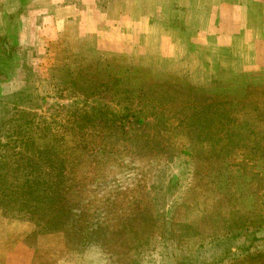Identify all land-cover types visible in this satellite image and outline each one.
<instances>
[{
  "label": "rangeland",
  "instance_id": "1",
  "mask_svg": "<svg viewBox=\"0 0 264 264\" xmlns=\"http://www.w3.org/2000/svg\"><path fill=\"white\" fill-rule=\"evenodd\" d=\"M141 88L162 127L71 129ZM212 100L232 139L211 129ZM257 102L264 0H0V264H170L243 229L256 233L225 264H264Z\"/></svg>",
  "mask_w": 264,
  "mask_h": 264
},
{
  "label": "trees",
  "instance_id": "2",
  "mask_svg": "<svg viewBox=\"0 0 264 264\" xmlns=\"http://www.w3.org/2000/svg\"><path fill=\"white\" fill-rule=\"evenodd\" d=\"M116 81L109 80L107 83L100 82L98 83V87L101 88L103 91H111L113 90V85L115 86ZM82 86V84H81ZM80 86L79 89L80 94H87V86L82 89ZM118 87V85H116ZM160 89H163V86H157ZM161 87V88H160ZM142 89V90H141ZM140 90L135 92L134 96V103L132 104L133 100H129V97H127V104L122 108L121 113H112L104 109H93L89 113H83V114H73L72 120H71V129L74 131H82V130H91L94 132L103 131L102 135H104V131L107 134L108 137L111 139L113 138L110 134L115 135H124L126 136V132H122L123 130V123L129 119L132 120V124L137 125L141 128H144L146 126H163L162 122V116H161V106L162 103L159 102L157 106H154L151 102L152 95L147 98V96L150 93V89L146 90L144 93V89L141 88ZM164 93V92H163ZM16 95H18L19 99H23V101L26 99L23 91H19ZM145 98L148 100V105L144 101ZM137 103V104H135ZM130 105H135V110H131ZM216 100L211 101V129L215 131L216 128L219 129V131H222V134L225 139L229 140V132L227 130V123L229 122L228 115L225 110L218 111L215 108ZM178 113V111H177ZM229 114V113H228ZM252 114V116H251ZM250 122L252 124V127L254 130H256V133L254 135L255 142H259L260 144L264 141V134L262 133V130H264V105L262 103L257 102L256 106L251 109L250 114ZM80 119V121H78ZM146 120V122H144ZM79 123H81V126H79ZM20 126V127H19ZM19 129L17 134L21 135L24 139H28V132L33 126L30 125L29 122H27V126L24 124L19 125ZM32 126V127H31ZM221 126V127H220ZM2 135L1 129H0V137ZM158 133H156L157 137ZM7 139H10L11 134L5 135ZM27 136V138H25ZM104 137V136H103ZM102 137V138H103ZM127 137V136H126ZM232 139V137H230ZM27 141V140H25ZM24 141V142H25ZM22 142V140H21ZM148 142V141H147ZM217 142L214 143V147L217 148L218 144ZM4 146V145H3ZM1 147V145H0ZM225 149L221 148L219 149V152H223ZM1 153V152H0ZM38 156L43 157V161H46V165H51L52 163V155L49 152H37ZM3 166V161L1 159L0 154V167ZM23 174L21 176L20 185L24 188L29 189L30 187V177ZM35 181V180H34ZM31 183L32 182L31 180ZM55 188H58V184H54ZM49 194V193H48ZM52 195H58V191H54ZM256 232L255 231H245L243 230H236L229 234H224L220 236H216L206 242L205 244H200L195 250H193L191 253L181 252L177 255L175 253H172L170 256V264H225L233 254L231 253V248L236 250L239 253H242L245 250L246 243L251 240H249V237H253ZM263 247H264V239H263ZM264 253V248H263ZM205 254H208V256H204Z\"/></svg>",
  "mask_w": 264,
  "mask_h": 264
},
{
  "label": "crops",
  "instance_id": "3",
  "mask_svg": "<svg viewBox=\"0 0 264 264\" xmlns=\"http://www.w3.org/2000/svg\"><path fill=\"white\" fill-rule=\"evenodd\" d=\"M6 14V13H5Z\"/></svg>",
  "mask_w": 264,
  "mask_h": 264
}]
</instances>
